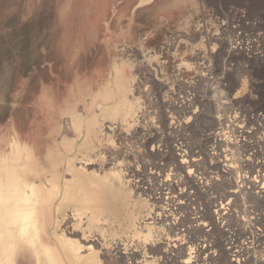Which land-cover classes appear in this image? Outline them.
I'll list each match as a JSON object with an SVG mask.
<instances>
[{
  "label": "rangeland",
  "instance_id": "374dc122",
  "mask_svg": "<svg viewBox=\"0 0 264 264\" xmlns=\"http://www.w3.org/2000/svg\"><path fill=\"white\" fill-rule=\"evenodd\" d=\"M140 1L0 0V262L62 264L64 240L93 264H264V195L222 164L264 167V0Z\"/></svg>",
  "mask_w": 264,
  "mask_h": 264
},
{
  "label": "bare ground",
  "instance_id": "6f19581e",
  "mask_svg": "<svg viewBox=\"0 0 264 264\" xmlns=\"http://www.w3.org/2000/svg\"><path fill=\"white\" fill-rule=\"evenodd\" d=\"M150 0H141L140 2H149ZM189 39V38H188ZM174 41H175V44H177V43H179V42H181V41H183L182 40V38L181 37H176V38H174L173 39ZM173 41V42H174ZM187 50L188 51H190V49L189 48H187ZM257 59H261V60H264L263 58H258V56H257ZM205 61H204V57L202 56L201 57V61L198 63L199 65H201V66H204L203 65V63H204ZM203 73H202V79L204 78V79H207V78H210L209 76H208V73H210V68L208 67V66H206V67H204L203 68ZM194 78H200V73L199 72H197V74L195 75V77ZM197 79V80H198ZM197 80H196V82H197ZM189 93V92H188ZM190 94V93H189ZM191 96H192V94H190ZM193 97V96H192ZM220 99H222V98H220ZM186 100H188V98L186 99ZM189 101V100H188ZM218 103H222V104H227V102L226 101H224V100H218L217 101V104ZM240 133H241V131H239ZM220 136V135H219ZM218 136V137H219ZM221 136H223V134L221 135ZM237 141H235V142H231V141H229V140H227V139H223V141L222 142H225V143H229V144H231L233 147H234V144H236L237 142L239 143L240 142V140H239V138H240V135H239V133L237 134ZM223 138V137H222ZM180 144V143H179ZM225 145H228V144H225ZM229 149H227V151H228ZM236 161V159H235V157H229L228 158V156H226V155H224V160L222 161V164H223V167L229 172V173H231V172H236V173H238L237 174V180H238V182L239 183H241L240 185H239V187L236 189V190H231V191H229L230 193H231V195L233 196V195H236L237 193H240V195L241 194H246V193H248V196H253V197H255V198H261V197H263V195H264V167L259 163V162H257V163H255V164H252L251 166H253V168L255 167V168H258V171H257V173L254 175L253 174V172L250 170L249 172H248V174L249 175H247V174H242L241 172H240V168L242 169V168H244L247 164L245 163V161L244 160H240V162H239V164H234V162ZM238 161V160H237ZM180 165H185V164H190L191 166H194L195 164H193V160L191 161V162H188V161H186V160H182V161H180ZM188 174H190V172H188ZM76 178V177H75ZM77 178H78V181H77V186H74L75 184H68V185H66L67 187H66V195L68 194L67 192V190H71V189H73V188H75L73 191L74 192H76V190H78V186L79 185H81L82 187H84L85 189H79L78 190V192H81L82 194H83V198L85 199H87V198H89L90 200H98L100 197H102V195H103V189L104 188H102V186H103V183L104 182H109L110 184H112L113 185V183L115 182V183H119V179L116 177V175H112V176H104V177H102V179L100 180V182L97 180V179H95V178H93V179H89V178H86V177H82V176H77ZM100 178V177H99ZM187 179V178H186ZM189 179V178H188ZM80 182V183H79ZM160 187H161V189H163V188H167L168 190H170V191H172V192H175V189H176V187L177 186H179V183H175V181H173V179L171 178V174H168V175H166V178L164 179V181H160ZM186 184V183H185ZM245 184H247V186H244ZM236 186H238V183L236 184ZM106 188V187H105ZM160 194L158 193V194H156V196H157V199L159 200L160 199V196H159ZM188 195V194H187ZM230 195V194H229ZM239 195V196H240ZM72 196V195H71ZM179 196H180V198H181V196H183V195H181V194H178V195H176L175 197H176V201H178V203H176V208L177 209H180L181 208V204H182V200H180V198H179ZM188 197V196H187ZM238 197V196H237ZM68 198H70V197H68ZM77 198H78V200H81L82 198L79 196V194H77ZM156 198V197H155ZM189 198V197H188ZM250 198H252V197H249L248 199L250 200ZM183 199V198H182ZM253 199V198H252ZM126 201H127V194H122V196H121V199H120V202L123 204H126ZM228 205L229 206H232L233 207V209H234V207H235V205L234 204H229V202H228ZM128 207H130V210L131 211H135V210H138L139 209V205H136V204H131V203H128ZM183 208V207H182ZM233 209H231V208H225V210H223V207H221V208H218V209H216L215 211H214V214L216 215V216H219V219L221 218V217H226V216H229V215H232V212H233ZM257 212V211H256ZM261 213H263V212H261ZM260 213V214H261ZM256 214H258V213H256ZM253 215V214H252ZM259 215V214H258ZM261 215H264V214H261ZM255 216H257V215H255ZM212 217H213V215H212ZM215 218V217H214ZM226 219V218H225ZM220 221V220H219ZM219 221H217L218 223H224V221H223V219L221 218V222H219ZM254 222V221H253ZM210 225V224H209ZM216 225V224H215ZM204 226H206V225H204ZM255 226V225H254ZM208 227V226H207ZM240 227V226H239ZM242 228H243V226H242ZM250 231H249V236L250 237H247V238H250V239H252L251 241L254 243L255 241H259L260 240V238H261V235L259 234V233H257V229L256 228H251L250 229V227L248 228ZM242 230H245V229H242ZM241 231V230H240ZM243 235H245V234H243ZM21 236H23V238H25L29 243H30V245H31V247L36 251V252H38L39 251V248H38V242H39V234H38V231L35 229L34 231L32 230V231H30L29 229H28V227H27V225L26 226H24L22 229H21ZM58 240H60V239H58ZM91 241H93V240H91ZM227 244H229V243H227ZM90 245H92V244H90ZM94 245H95V243H94ZM230 245H232V244H230ZM54 246H55V250H56V252L58 253V256L60 257V258H62L60 261L62 262V264H93V263H91V262H88L89 260L87 259V257L86 256H89V255H81L79 252H81V247H83L84 245H80L79 247H74V246H72L71 244H69V243H66L64 240L63 241H59L58 243L57 242H55V244H54ZM88 248V249H87ZM198 249H200V251L201 252H204L205 251V249H204V246H202V247H199ZM83 250H88L89 251V253H91V252H93V248L91 247V246H88V247H86V249H83ZM197 251V250H196ZM199 252V251H198ZM197 253V252H196ZM199 254H204V253H198V255ZM201 255V256H202ZM200 257V256H199ZM204 257V256H203ZM200 258H202V257H200ZM205 259V258H204ZM203 259V260H204ZM201 260V259H200ZM199 260V261H200ZM6 259H4V260H2V262H0V264H6ZM50 262L51 261H49V259H39L38 261H37V263L38 264H50ZM188 264V263H187Z\"/></svg>",
  "mask_w": 264,
  "mask_h": 264
},
{
  "label": "crops",
  "instance_id": "0c3cea01",
  "mask_svg": "<svg viewBox=\"0 0 264 264\" xmlns=\"http://www.w3.org/2000/svg\"><path fill=\"white\" fill-rule=\"evenodd\" d=\"M179 58H180V59H178V57H177L178 60H182V56H179Z\"/></svg>",
  "mask_w": 264,
  "mask_h": 264
}]
</instances>
